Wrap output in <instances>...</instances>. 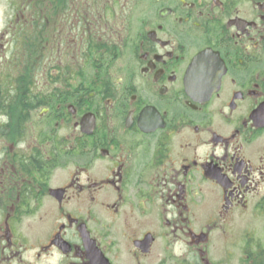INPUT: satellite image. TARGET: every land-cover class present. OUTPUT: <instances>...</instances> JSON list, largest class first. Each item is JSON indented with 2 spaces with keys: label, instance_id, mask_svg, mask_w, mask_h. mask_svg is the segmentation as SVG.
Returning a JSON list of instances; mask_svg holds the SVG:
<instances>
[{
  "label": "flooded vegetation",
  "instance_id": "af4514ba",
  "mask_svg": "<svg viewBox=\"0 0 264 264\" xmlns=\"http://www.w3.org/2000/svg\"><path fill=\"white\" fill-rule=\"evenodd\" d=\"M12 2L0 264H264V0Z\"/></svg>",
  "mask_w": 264,
  "mask_h": 264
},
{
  "label": "rangeland",
  "instance_id": "374dc122",
  "mask_svg": "<svg viewBox=\"0 0 264 264\" xmlns=\"http://www.w3.org/2000/svg\"><path fill=\"white\" fill-rule=\"evenodd\" d=\"M12 0H2L0 1V17L2 16V12L4 13H12V7H13V4H12ZM1 121V119H0ZM1 145V144H0Z\"/></svg>",
  "mask_w": 264,
  "mask_h": 264
},
{
  "label": "trees",
  "instance_id": "16d2710c",
  "mask_svg": "<svg viewBox=\"0 0 264 264\" xmlns=\"http://www.w3.org/2000/svg\"><path fill=\"white\" fill-rule=\"evenodd\" d=\"M4 108V99L0 97V112Z\"/></svg>",
  "mask_w": 264,
  "mask_h": 264
}]
</instances>
